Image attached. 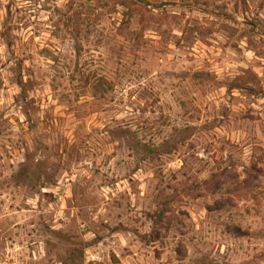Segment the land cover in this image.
I'll list each match as a JSON object with an SVG mask.
<instances>
[{
	"label": "rangeland",
	"instance_id": "rangeland-1",
	"mask_svg": "<svg viewBox=\"0 0 264 264\" xmlns=\"http://www.w3.org/2000/svg\"><path fill=\"white\" fill-rule=\"evenodd\" d=\"M0 264H264V0H0Z\"/></svg>",
	"mask_w": 264,
	"mask_h": 264
}]
</instances>
